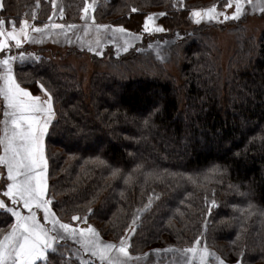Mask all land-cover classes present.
Listing matches in <instances>:
<instances>
[{
	"label": "trees",
	"instance_id": "obj_1",
	"mask_svg": "<svg viewBox=\"0 0 264 264\" xmlns=\"http://www.w3.org/2000/svg\"><path fill=\"white\" fill-rule=\"evenodd\" d=\"M60 2L62 23L78 25L85 3L92 0ZM221 2L96 0V24L135 34L143 31L146 16L164 13L159 25L181 37L176 49L183 56L180 82L152 53L145 61L117 58L110 50L105 69L94 72L88 87L83 74L57 61L68 56L53 47L26 46L20 50L25 59L13 61L21 87L43 96V84L53 97L55 119L45 137V154L47 196L56 215L65 223H73V215L82 218L79 222L86 217L87 225L113 241L140 216L130 253L146 254L144 264H165L202 238L227 263L264 264V36L257 42L237 29L233 56L222 67L211 27L194 25L191 17L193 10ZM0 3L8 30L11 21L19 27L33 12L34 25L42 27L53 12V0ZM92 60L103 63L101 57ZM213 168L219 172L211 173ZM114 169L119 175L113 178ZM152 172L158 178L147 177ZM212 199L218 207L209 215L206 205ZM249 204L255 215L244 220L235 209ZM13 224L10 214L0 215V239ZM57 248L49 264H81L76 244L61 242ZM159 249L164 251L156 255Z\"/></svg>",
	"mask_w": 264,
	"mask_h": 264
},
{
	"label": "snow or ice",
	"instance_id": "obj_2",
	"mask_svg": "<svg viewBox=\"0 0 264 264\" xmlns=\"http://www.w3.org/2000/svg\"><path fill=\"white\" fill-rule=\"evenodd\" d=\"M253 5V8L259 6L261 11H264V0H257L253 4V0H225V9H234L231 15L227 11L218 10L216 5L208 7L202 11H192L191 17L197 25L204 21L209 23H225L228 21H240L245 15V5ZM96 0L92 3H85L83 12L85 13L81 19L85 20L86 24L91 20L89 28L95 29L97 47L100 46V36L108 30L112 31L113 36L116 33L124 34L123 27L112 28L111 25L96 24L94 18L88 15L90 11H95ZM36 7H39L37 3ZM53 7L56 4L53 0ZM3 9V4L0 3V10ZM133 12L137 11L136 7H132ZM63 18V11L59 13ZM164 15V13H160ZM36 14L33 12L32 19L35 20ZM4 19H0V53L7 54L11 51L12 46L16 49H22L24 42H33L30 31L36 33H44L46 30H60L56 35H64L67 37L68 31L75 29V24L49 23L43 28L35 27L30 24L27 19L20 22L17 28L16 22L11 21V28H6ZM155 23L153 15H148L144 25V32H163L162 27H152ZM46 34H51L50 32ZM128 36H133L132 33H127ZM138 38V37H137ZM129 41L125 40V45ZM91 51V45H89ZM127 51V47H125ZM99 55V53H97ZM17 58L25 59L23 52L19 57L6 55V58L0 59V69H3L0 74V97H3L5 103V111L3 121V135L0 136V146L3 147V155H0V165L7 169V190L3 191V197H7V201L0 198V215L10 214L15 218V224L11 226V231L0 239V264H37L42 261L43 264H49V255L56 254L58 248L55 246L60 241L73 240L78 243L85 252H90L93 257H97L101 264H126V260L130 259L128 253V238H122L119 245L102 244L99 239V233L89 226L87 229L72 227L69 223H62L52 211L50 205L52 201L47 196L48 190V158L45 154V137L49 133L50 126L53 125L55 112L53 108V97L51 93L40 85V90L46 99H42L40 95H33L30 91L21 87L17 82L12 64ZM147 124V121H145ZM96 163L104 165V161L97 160ZM140 170L138 166L137 171ZM218 168H213L211 173H218ZM119 175V169H114L112 177ZM147 177H157L155 172L147 173ZM131 179L129 177L125 183ZM188 179L195 183L193 177ZM208 180V175L205 176ZM209 182H212L209 180ZM204 186V185H200ZM214 195V193H213ZM241 195H246L241 193ZM8 201L11 202L9 206ZM151 204V200H149ZM22 205L27 210L28 215H22L21 211L17 210L16 206ZM218 207L215 199H212L210 206L206 205L207 212L210 215L211 209ZM253 205L249 204L245 209H235L246 220L255 212L252 211ZM43 212L44 221L51 224V228L42 226L37 220L36 211ZM247 213V215H245ZM72 220H81L78 215H73ZM84 223H87V218H83ZM7 222V221H5ZM136 220L133 219V224ZM243 220L241 221V225ZM207 223L205 222V231ZM241 231L243 228L241 227ZM79 237V239H77ZM203 239V238H202ZM202 239H196L195 245L183 249L184 254H191V259L198 260V264H210L209 257L215 261V264H225V261L214 252H210L208 247H198L202 244ZM239 239V237H237ZM173 251V249H167ZM115 252V255L113 254ZM120 257H124L121 260Z\"/></svg>",
	"mask_w": 264,
	"mask_h": 264
},
{
	"label": "rangeland",
	"instance_id": "obj_3",
	"mask_svg": "<svg viewBox=\"0 0 264 264\" xmlns=\"http://www.w3.org/2000/svg\"><path fill=\"white\" fill-rule=\"evenodd\" d=\"M56 7H53V12L51 17L48 21L45 22V24H49L52 22L64 24L62 23V19L60 18V11H61V2L60 0H54ZM222 3V2H221ZM215 4L218 7V10H224L227 11L229 15L232 14L234 9H225L224 3ZM257 0H253V4H256ZM183 6L182 4L180 5ZM211 7V6H210ZM208 8V7H207ZM207 8H199L193 11H202ZM93 11H90L88 13L89 16L93 18ZM85 15V13H84ZM83 15V16H84ZM159 14L154 15V21L155 23L152 25V27H161L159 25ZM147 18V16H146ZM27 19L30 24L34 25L35 20L32 18L24 17L22 20ZM44 24V25H45ZM91 24V20L88 21V24H86L85 20H81V23L76 25L77 27L75 29L69 30L67 37L64 35H56L60 30H46L44 33H36L30 31V35L33 38V42H24V47H30V48H40V47H53L55 50H59L62 54V56H68L67 58H57V61H64V63L69 64L70 66L74 67L78 73L84 75L85 79V86L88 87L90 84L92 75L94 72L99 70L102 72L105 68L103 66L104 61L108 60L107 52H110V50H113V55L117 56V58H144L145 61L147 59V56L149 53H152L154 56V59L157 63L161 65L165 70L170 72L174 77L178 79L180 82V68L182 67V54L177 51L179 50L178 43H180L181 37L179 35H169L165 29L163 32H153L148 33L144 32V30L141 33H132L133 36H128L127 33L129 31H125L124 34L116 33L115 36H113L112 31L108 30L105 33H102L100 36V46L97 47L95 44L96 40V33L95 29L89 28L88 25ZM201 24L208 25L212 29V43L217 48V50L220 52V63L222 67L226 68L229 65V62L231 60V57L233 56L236 44H237V29L243 30V36L245 37H254L257 42H259L262 37L264 36V11L260 10V7L257 6L253 8V5H249L246 3L245 5V15L241 18L240 21H228L225 23H215V22H207L204 21ZM42 27L39 28H43ZM67 26V24H64ZM194 25H197L194 23ZM35 26V25H34ZM36 27V26H35ZM19 28V27H17ZM119 28V27H112ZM163 28V27H162ZM50 32L51 34H46ZM138 37V38H137ZM128 40L129 43L125 45V40ZM89 45H91L92 50H89ZM75 47L77 51L81 52L82 50L85 51L84 54L79 53V55L70 54L69 49L71 47ZM125 47H127V51H125ZM22 48V49H23ZM22 49H16L14 46H12L11 51L7 54L0 53V59L6 58V55H11L12 51L14 53L19 54L20 50ZM99 53V55L97 54ZM19 56V55H18ZM104 56V57H103ZM92 57H101V61L103 63L101 64H95L92 60ZM143 65V64H142ZM13 68V67H12ZM84 73H82V71ZM3 69H0V74H2ZM14 73V72H13ZM2 81H0V85H2ZM42 99H46V97L41 96ZM5 101L3 100V97H0V136L3 135V121L5 120L4 117V111H5ZM0 155H3V147L0 146ZM10 183V181H7V169L5 166L0 165V198L7 201V197H3V191L7 190V184ZM46 198L50 199L52 201V204L50 205L52 211L55 213L53 209V198L46 196ZM9 206H11V202L8 201ZM18 211H21L22 215H28V212L26 209L23 208L22 205L16 206ZM36 211L37 220L39 223L46 227L51 228V224H48L44 221L43 218V212L40 210H34ZM56 214V213H55ZM140 215V214H139ZM57 216V215H56ZM59 219V217L57 216ZM140 216L137 217L136 223L131 224L130 227L125 231L122 238H128V253L130 259L126 260V264H144V262L147 261L146 254L140 258L137 256H134L130 253V244L132 241V238L135 236L137 230H138V220ZM15 219V218H14ZM60 220V219H59ZM61 221V220H60ZM62 223H65L61 221ZM72 227L75 228H81V229H87L89 225L87 223H84L83 221L79 222L78 220H74L72 222H67ZM93 228V227H92ZM95 229V228H94ZM96 230V229H95ZM97 231V230H96ZM97 233H99L97 231ZM121 238V239H122ZM79 239V237H77ZM99 239L100 242L105 244H116L119 245V241H113L108 240L104 238L99 233ZM61 242H69L71 244H76L80 248V252L78 253V257L80 258L81 264H101V261L97 257H93L90 252H85L81 246L74 242L73 240H66V241H60ZM55 245L56 247L58 246ZM193 246H196L195 244ZM208 247L210 252H214L209 246H207L205 243L202 242V244L198 247ZM164 250H156V255L162 253ZM168 252L167 250H165ZM216 255H218L216 252H214ZM115 255V252L113 253ZM219 256V255H218ZM121 260H124V257H120ZM210 264H215V261L212 259V257H209ZM225 261V260H224ZM39 262V261H38ZM37 262V263H38ZM155 264H159V260L156 261ZM165 264H198V260L191 259V254H184L183 249L176 251V254L171 257L169 260L165 262ZM225 264H230L225 261ZM239 264V263H235Z\"/></svg>",
	"mask_w": 264,
	"mask_h": 264
},
{
	"label": "crops",
	"instance_id": "obj_4",
	"mask_svg": "<svg viewBox=\"0 0 264 264\" xmlns=\"http://www.w3.org/2000/svg\"><path fill=\"white\" fill-rule=\"evenodd\" d=\"M27 56H28V55H27ZM13 65H14V64H12V67H14Z\"/></svg>",
	"mask_w": 264,
	"mask_h": 264
},
{
	"label": "bare ground",
	"instance_id": "obj_5",
	"mask_svg": "<svg viewBox=\"0 0 264 264\" xmlns=\"http://www.w3.org/2000/svg\"><path fill=\"white\" fill-rule=\"evenodd\" d=\"M102 243V242H101ZM102 244H105V243H102Z\"/></svg>",
	"mask_w": 264,
	"mask_h": 264
}]
</instances>
